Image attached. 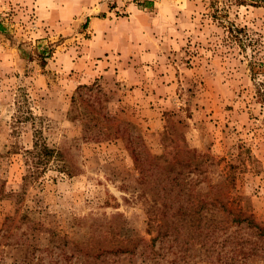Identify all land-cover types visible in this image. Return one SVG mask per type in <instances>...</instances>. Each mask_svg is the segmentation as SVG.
Instances as JSON below:
<instances>
[{
	"label": "rangeland",
	"instance_id": "1",
	"mask_svg": "<svg viewBox=\"0 0 264 264\" xmlns=\"http://www.w3.org/2000/svg\"><path fill=\"white\" fill-rule=\"evenodd\" d=\"M251 61L264 62V0H0V264H215L198 241L102 249L156 235L143 147L194 154L193 194L234 177L221 190L264 221V73ZM36 131L66 166L36 163Z\"/></svg>",
	"mask_w": 264,
	"mask_h": 264
},
{
	"label": "trees",
	"instance_id": "2",
	"mask_svg": "<svg viewBox=\"0 0 264 264\" xmlns=\"http://www.w3.org/2000/svg\"><path fill=\"white\" fill-rule=\"evenodd\" d=\"M250 68L254 76L264 73V62L251 61ZM263 93L259 89V95ZM35 136L34 146L28 151L36 153V163L47 164L53 157L61 162L60 151L49 145L42 131H36ZM140 150L135 162L141 172L148 230L149 233L156 231V235H152L150 241L139 236L135 240L129 236L120 237L113 247L104 245L103 253L134 254L143 243H148L157 253L154 248L156 241L167 238L170 245L181 244V249L184 242L192 241L205 246L208 244L209 248L213 246L215 264H249L252 256H260L264 262V221L259 220L250 207L242 204V197L230 196L221 190L227 184L235 186L234 177L227 180L226 185L213 184V198L209 193L193 194L189 189L192 179L186 178L182 170L183 164L186 167L194 164L193 152L191 160L184 162L154 155L144 147ZM188 151L191 152L190 149ZM199 164L195 163V166ZM60 165L66 166L62 162ZM122 227L126 231L125 223Z\"/></svg>",
	"mask_w": 264,
	"mask_h": 264
},
{
	"label": "crops",
	"instance_id": "3",
	"mask_svg": "<svg viewBox=\"0 0 264 264\" xmlns=\"http://www.w3.org/2000/svg\"><path fill=\"white\" fill-rule=\"evenodd\" d=\"M150 3V2H149ZM98 7L101 9V10H103V12H107L108 14H111L112 12H110V7L107 5V4H105V3H101L100 5H98ZM62 9V8H61ZM127 9L128 10H130V11H132V13L130 14V16H129V18H131L132 19V17L133 16H136L137 15V13H136V9H137V6L136 5H133V4H128L127 5ZM64 10V9H63ZM64 12H66L65 14H66V17H69L70 15H71V13H67V11L65 10ZM144 12V11H143ZM147 14L144 12V13H139L138 14V16H146ZM97 18H98V16H97ZM106 46H108V45H106Z\"/></svg>",
	"mask_w": 264,
	"mask_h": 264
},
{
	"label": "built area",
	"instance_id": "4",
	"mask_svg": "<svg viewBox=\"0 0 264 264\" xmlns=\"http://www.w3.org/2000/svg\"><path fill=\"white\" fill-rule=\"evenodd\" d=\"M133 1H135V2H140V1H142V0H133Z\"/></svg>",
	"mask_w": 264,
	"mask_h": 264
}]
</instances>
